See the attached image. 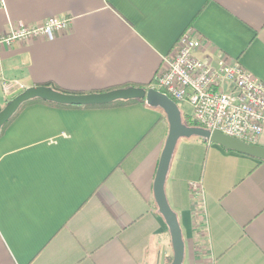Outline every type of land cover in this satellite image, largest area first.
Here are the masks:
<instances>
[{
    "label": "crops",
    "instance_id": "0c3cea01",
    "mask_svg": "<svg viewBox=\"0 0 264 264\" xmlns=\"http://www.w3.org/2000/svg\"><path fill=\"white\" fill-rule=\"evenodd\" d=\"M51 17L70 19L69 29L0 48L1 109L5 79L81 94L154 87L190 27L199 58L223 54L264 82V0H0V36ZM168 134L165 112L146 101L26 106L0 136V264H170L154 193ZM165 191L182 264H264V160L180 138Z\"/></svg>",
    "mask_w": 264,
    "mask_h": 264
},
{
    "label": "built area",
    "instance_id": "2783aa9c",
    "mask_svg": "<svg viewBox=\"0 0 264 264\" xmlns=\"http://www.w3.org/2000/svg\"><path fill=\"white\" fill-rule=\"evenodd\" d=\"M69 27L70 19L62 17H51L42 24L20 23L0 36V48L30 38L54 40ZM201 40L191 27L181 34L158 71L154 88L177 103L188 104L191 119L201 127L257 144L264 135V82L223 54L199 58L196 50ZM3 87L9 96L26 89L17 79H5ZM191 187L195 194L203 193L199 182H192Z\"/></svg>",
    "mask_w": 264,
    "mask_h": 264
},
{
    "label": "water",
    "instance_id": "95a60500",
    "mask_svg": "<svg viewBox=\"0 0 264 264\" xmlns=\"http://www.w3.org/2000/svg\"><path fill=\"white\" fill-rule=\"evenodd\" d=\"M36 98L62 105L79 106L106 105L119 100L143 99L148 105L159 107L165 112L169 122V134L156 173L154 193L159 210L165 217L171 232L174 256L170 264H182L185 252V244L178 217L171 208L165 191L168 171L179 139L198 136L221 144L225 148L264 160V146L249 144L219 131L186 125L183 122L182 112L178 103L166 93L154 87L131 86L87 94L65 93L45 85L29 87L24 90H18L8 97L7 104L0 110V129L11 119L23 103Z\"/></svg>",
    "mask_w": 264,
    "mask_h": 264
},
{
    "label": "trees",
    "instance_id": "16d2710c",
    "mask_svg": "<svg viewBox=\"0 0 264 264\" xmlns=\"http://www.w3.org/2000/svg\"><path fill=\"white\" fill-rule=\"evenodd\" d=\"M41 85H45V86H49L52 87L55 90L61 91V92H65V93H74V94H81L82 92H78V91H71V90H66L63 88H60L56 85H54L51 82H46V83H42ZM145 88V87H144ZM113 88H109L103 91H110ZM163 92V91H162ZM137 101H145L143 99H134V100H119L110 104H106V105H96V106H79V105H62V104H57L54 102H49V101H45L42 99H32L29 101H26L25 103H23L19 109L14 113V115L11 117V119L0 129V136L3 135V133L5 132V130L7 129V127L11 124V122L16 118V116L28 105L33 104V103H37V102H41V103H45L48 105H52V106H58V107H63V108H93V107H115V106H121V105H127V104H131ZM177 102V101H176ZM1 110V108H0ZM182 117H183V122L188 125V126H195V127H201L198 123H196L195 121H193L191 119V117L189 115H187L186 113H184L182 110Z\"/></svg>",
    "mask_w": 264,
    "mask_h": 264
},
{
    "label": "rangeland",
    "instance_id": "374dc122",
    "mask_svg": "<svg viewBox=\"0 0 264 264\" xmlns=\"http://www.w3.org/2000/svg\"><path fill=\"white\" fill-rule=\"evenodd\" d=\"M178 105H179L180 109H181L184 113H186L187 115H189V111L187 112L186 108L184 107V105H183L182 103H179Z\"/></svg>",
    "mask_w": 264,
    "mask_h": 264
}]
</instances>
